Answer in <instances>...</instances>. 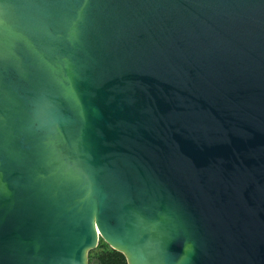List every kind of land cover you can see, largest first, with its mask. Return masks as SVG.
Here are the masks:
<instances>
[{"label":"water","instance_id":"1","mask_svg":"<svg viewBox=\"0 0 264 264\" xmlns=\"http://www.w3.org/2000/svg\"><path fill=\"white\" fill-rule=\"evenodd\" d=\"M100 239L264 264V0H0V264Z\"/></svg>","mask_w":264,"mask_h":264},{"label":"trees","instance_id":"2","mask_svg":"<svg viewBox=\"0 0 264 264\" xmlns=\"http://www.w3.org/2000/svg\"><path fill=\"white\" fill-rule=\"evenodd\" d=\"M88 264H127L125 256L100 239L98 246L88 253Z\"/></svg>","mask_w":264,"mask_h":264},{"label":"snow or ice","instance_id":"3","mask_svg":"<svg viewBox=\"0 0 264 264\" xmlns=\"http://www.w3.org/2000/svg\"><path fill=\"white\" fill-rule=\"evenodd\" d=\"M93 242H94V237H93ZM133 264H137V261L133 260Z\"/></svg>","mask_w":264,"mask_h":264}]
</instances>
